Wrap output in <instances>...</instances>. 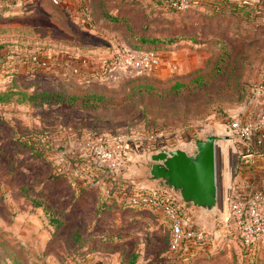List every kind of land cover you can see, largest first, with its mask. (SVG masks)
<instances>
[{"label": "rangeland", "instance_id": "rangeland-1", "mask_svg": "<svg viewBox=\"0 0 264 264\" xmlns=\"http://www.w3.org/2000/svg\"><path fill=\"white\" fill-rule=\"evenodd\" d=\"M228 1L175 14L161 0H0V264H264V239L246 250L232 230L245 147L228 129L263 84L264 25L247 1ZM114 9L134 30L166 18L189 36L179 47H135L104 19ZM208 13L220 17L199 19ZM149 48L161 54L150 72L112 65ZM208 134L220 137L217 205L193 214L206 240L175 257L161 214L126 206L114 190L106 197L109 180L86 144L122 146L124 176L137 179L159 149L191 153Z\"/></svg>", "mask_w": 264, "mask_h": 264}, {"label": "built area", "instance_id": "built-area-1", "mask_svg": "<svg viewBox=\"0 0 264 264\" xmlns=\"http://www.w3.org/2000/svg\"><path fill=\"white\" fill-rule=\"evenodd\" d=\"M58 0H53L56 4ZM178 11L189 9L191 0H169ZM161 61V54L154 48L135 50L131 53L116 54L113 66H124L140 73L156 69ZM45 63L41 62V66ZM74 73L78 70L74 69ZM264 90V84L257 88V92ZM228 129L233 138L246 146L254 139L257 147L264 150V110L255 116L241 119L233 118L228 123ZM260 133V134H259ZM258 135V136H257ZM88 162L95 171H101L107 176L109 184L105 185L106 197L114 190L121 193V201L130 208H144L161 214L168 223L170 244L174 256H179L188 248L200 246L206 240V234L194 222L195 210L184 205L177 195L172 194L162 185L141 184L134 179H126L124 172L127 162L126 153L122 146H112L100 140L95 144H86ZM251 152H244L241 156L247 160ZM231 226L243 248H250L264 239V190L252 191L243 199L234 200L230 206Z\"/></svg>", "mask_w": 264, "mask_h": 264}, {"label": "water", "instance_id": "water-1", "mask_svg": "<svg viewBox=\"0 0 264 264\" xmlns=\"http://www.w3.org/2000/svg\"><path fill=\"white\" fill-rule=\"evenodd\" d=\"M219 136L208 134L194 140V150L161 148L150 156L142 179L162 185L184 205L206 215L217 205L215 144Z\"/></svg>", "mask_w": 264, "mask_h": 264}, {"label": "crops", "instance_id": "crops-1", "mask_svg": "<svg viewBox=\"0 0 264 264\" xmlns=\"http://www.w3.org/2000/svg\"><path fill=\"white\" fill-rule=\"evenodd\" d=\"M225 1L226 0H199L198 1L199 3L196 4V6L198 7V9L200 8L207 11L213 9V11H215L218 10L219 7H225L224 5H226L227 7L228 4H224L226 3ZM234 1H240V0H234ZM243 1H247V2L239 3L241 5H244L242 7L245 8V6L249 5L251 8H257L258 12L260 10L259 13L261 14L257 18L260 20V22H258L257 24L264 25V0H243ZM228 2L230 3L229 5L231 7L238 6V8H240L239 4L237 5L233 4V1L229 0ZM115 11L116 9L113 10V13H117ZM120 13L123 14L122 12ZM209 15H211V13L203 14V16H200L199 19L203 20L206 18H210L212 16L213 18L220 17V16H215V13H213L212 16ZM181 32L182 30L181 31L176 30L172 32V34L181 33ZM262 83L264 84V75L262 76ZM246 100L248 101L247 108L245 109L244 106L245 110L244 109L239 110L237 113H235V116L232 118L238 117L241 119H246L255 116L260 111L264 110V90L262 92H257L255 90L254 92L252 91L248 95V99ZM244 147L245 149L244 151H242V154L244 152H251L252 156L244 161V164H242L241 166L242 168H239L240 173L238 175V183H239L238 188L242 193H246V194L252 191H261V190L263 191L264 190V150L256 146L254 139L250 140L249 143ZM244 170L246 171L244 172ZM142 176H140L141 178H137V179L135 178L134 180L141 184L153 183L143 180ZM227 180L228 179L226 178L225 180L226 184L228 185L230 184L229 187H231V183ZM196 213H198V211H196Z\"/></svg>", "mask_w": 264, "mask_h": 264}, {"label": "trees", "instance_id": "trees-1", "mask_svg": "<svg viewBox=\"0 0 264 264\" xmlns=\"http://www.w3.org/2000/svg\"><path fill=\"white\" fill-rule=\"evenodd\" d=\"M193 4H198L199 0H191ZM136 2H129V4ZM162 7L169 8L171 12L175 14L179 13L176 8H174L169 0H161ZM122 10V9H121ZM167 12V11H166ZM106 21L116 25L124 26L125 30L130 34L133 44L135 47L145 44H155L158 42L163 43L164 41H169L173 46L177 47L181 42L188 38L186 32L172 34L170 23L173 20H167L166 18H148L140 27L139 30H134L130 19L126 14L106 12L103 16ZM166 17V16H165ZM159 25V26H158ZM143 29V31L141 30ZM27 203L33 207L41 208L46 212L45 206L43 205L41 199L34 197H26ZM17 264V263H16Z\"/></svg>", "mask_w": 264, "mask_h": 264}]
</instances>
